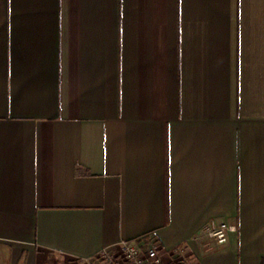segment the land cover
Returning <instances> with one entry per match:
<instances>
[{
	"label": "crops",
	"instance_id": "0c3cea01",
	"mask_svg": "<svg viewBox=\"0 0 264 264\" xmlns=\"http://www.w3.org/2000/svg\"><path fill=\"white\" fill-rule=\"evenodd\" d=\"M125 240L263 264L264 0H0V264Z\"/></svg>",
	"mask_w": 264,
	"mask_h": 264
},
{
	"label": "built area",
	"instance_id": "2783aa9c",
	"mask_svg": "<svg viewBox=\"0 0 264 264\" xmlns=\"http://www.w3.org/2000/svg\"><path fill=\"white\" fill-rule=\"evenodd\" d=\"M237 226L228 222L212 221L202 229V233L219 245H225L231 234L236 233ZM185 249L178 248L176 259L167 263L163 259L160 245L152 240L148 244L137 241H122L115 246L101 249L94 257L95 264H198L184 255Z\"/></svg>",
	"mask_w": 264,
	"mask_h": 264
},
{
	"label": "rangeland",
	"instance_id": "374dc122",
	"mask_svg": "<svg viewBox=\"0 0 264 264\" xmlns=\"http://www.w3.org/2000/svg\"><path fill=\"white\" fill-rule=\"evenodd\" d=\"M92 264H95V262H93Z\"/></svg>",
	"mask_w": 264,
	"mask_h": 264
},
{
	"label": "trees",
	"instance_id": "16d2710c",
	"mask_svg": "<svg viewBox=\"0 0 264 264\" xmlns=\"http://www.w3.org/2000/svg\"><path fill=\"white\" fill-rule=\"evenodd\" d=\"M263 264H264V262H263Z\"/></svg>",
	"mask_w": 264,
	"mask_h": 264
}]
</instances>
